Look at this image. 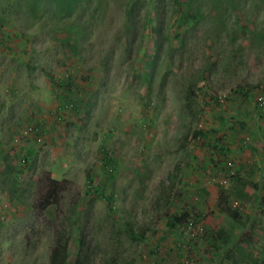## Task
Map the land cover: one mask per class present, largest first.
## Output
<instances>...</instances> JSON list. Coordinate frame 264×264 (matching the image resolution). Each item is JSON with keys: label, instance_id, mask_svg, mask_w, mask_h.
<instances>
[{"label": "rangeland", "instance_id": "rangeland-1", "mask_svg": "<svg viewBox=\"0 0 264 264\" xmlns=\"http://www.w3.org/2000/svg\"><path fill=\"white\" fill-rule=\"evenodd\" d=\"M259 87L264 0H0V264H47L58 232L66 264H257Z\"/></svg>", "mask_w": 264, "mask_h": 264}, {"label": "trees", "instance_id": "trees-1", "mask_svg": "<svg viewBox=\"0 0 264 264\" xmlns=\"http://www.w3.org/2000/svg\"><path fill=\"white\" fill-rule=\"evenodd\" d=\"M66 104H69L66 101ZM216 145V144H215ZM214 148V147H213ZM216 148V147H215ZM41 186V191L42 196L40 195L41 199L38 202L39 208L40 209H45L50 205H53L57 203L58 199V193L61 191V183L53 180L46 178L40 182ZM92 184V181L90 179L87 180V187H90ZM97 188H93L94 192H97ZM105 201H109V199H105ZM220 211L225 213L226 215L237 219L238 214L231 210L228 206L222 205L220 207ZM189 218V215L187 213L182 212L179 214V216L172 215L171 220L169 222V226H171L173 229L177 228V226H181L186 219ZM128 236L132 241H139L142 239V234L136 235L133 232L128 233ZM178 242L181 243L182 240L177 239ZM191 241V240H189ZM68 242H69V237L67 235H64L63 233H55L54 235V241L53 245L49 251L48 259H47V264H66L67 259H68ZM189 243V242H188ZM191 245V243H189ZM189 247V246H188ZM73 264H87L86 258H80L79 256H76Z\"/></svg>", "mask_w": 264, "mask_h": 264}, {"label": "built area", "instance_id": "built-area-1", "mask_svg": "<svg viewBox=\"0 0 264 264\" xmlns=\"http://www.w3.org/2000/svg\"><path fill=\"white\" fill-rule=\"evenodd\" d=\"M252 100H253V109L254 112L251 115L252 120L255 123V125L259 126L263 139H264V89L259 87L257 89H254L252 92ZM70 107V104H62L60 108H58L59 111H65ZM19 138H32L33 141L36 144H39L40 137L38 133L37 127H26L20 131L19 136L17 139L14 140V142H17ZM264 141V140H263ZM263 158H262V163L260 167L258 168L257 171V185L262 191L263 198H264V142H263ZM21 163H25V159L21 160ZM232 165L230 163H227L226 165V171L227 175L232 176V171H231ZM220 185H226L227 180L222 179L219 181ZM178 229H183L186 231L187 238L192 239L198 236L202 232V224L199 221H196L192 219L191 217L187 218L186 221L181 225L177 226ZM189 248V247H188ZM180 264H193L192 259L189 257V255H184V258L181 260ZM257 264H264V249H262L260 256H259V262Z\"/></svg>", "mask_w": 264, "mask_h": 264}, {"label": "crops", "instance_id": "crops-1", "mask_svg": "<svg viewBox=\"0 0 264 264\" xmlns=\"http://www.w3.org/2000/svg\"><path fill=\"white\" fill-rule=\"evenodd\" d=\"M261 131V130H260ZM259 149V150H258ZM261 146L259 147H256V150H258V152H259V159H260V161H258L259 162V165H258V168L260 167V165H261V163H262V158H263V151H261ZM263 150V149H262ZM258 156V154L257 153H255L254 152V155L251 157V161H248V162H254V161H256V157ZM250 158V157H249ZM247 163V162H246ZM257 171H258V169H257ZM256 176H257V173H256ZM257 178V177H256ZM255 182H256V185H257V180L255 179ZM257 187H258V185H257ZM259 188V187H258ZM260 189V188H259Z\"/></svg>", "mask_w": 264, "mask_h": 264}]
</instances>
